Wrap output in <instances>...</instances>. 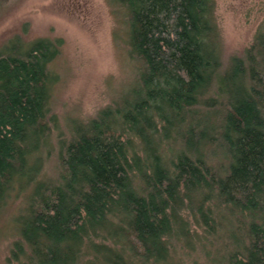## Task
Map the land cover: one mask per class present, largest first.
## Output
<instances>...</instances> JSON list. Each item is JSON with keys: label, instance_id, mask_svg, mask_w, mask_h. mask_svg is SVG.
<instances>
[{"label": "trees", "instance_id": "1", "mask_svg": "<svg viewBox=\"0 0 264 264\" xmlns=\"http://www.w3.org/2000/svg\"><path fill=\"white\" fill-rule=\"evenodd\" d=\"M110 1L135 80L67 134L61 41L0 51V214L22 198L9 261L264 264V30L225 63L216 0Z\"/></svg>", "mask_w": 264, "mask_h": 264}, {"label": "rangeland", "instance_id": "2", "mask_svg": "<svg viewBox=\"0 0 264 264\" xmlns=\"http://www.w3.org/2000/svg\"><path fill=\"white\" fill-rule=\"evenodd\" d=\"M115 9L110 0H0V51L15 40L61 41L52 105L65 134L71 120L93 118L134 83L127 28ZM215 16L227 63L264 30V0H216ZM21 199L0 214V264H15L9 257Z\"/></svg>", "mask_w": 264, "mask_h": 264}]
</instances>
